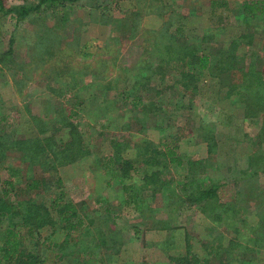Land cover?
<instances>
[{
  "label": "rangeland",
  "instance_id": "obj_1",
  "mask_svg": "<svg viewBox=\"0 0 264 264\" xmlns=\"http://www.w3.org/2000/svg\"><path fill=\"white\" fill-rule=\"evenodd\" d=\"M37 2L4 0L5 8ZM252 3L256 17L245 8ZM40 10L18 22L0 11V197L9 179L15 191L4 197L8 204L27 200L48 208L62 195L83 219L106 206L126 216L120 189L126 183L139 190L136 233L143 248L149 239L154 264L187 254L191 264H242V258L264 264V89L257 90L263 101L256 104L238 70L264 77V0H73ZM233 41L235 59L224 60ZM186 49L201 50L213 64L181 74L177 59ZM167 53L174 60L162 64ZM227 61L236 69H221ZM72 128L80 146L67 147L76 152L72 160L57 161L53 151L72 142ZM38 129L44 131L38 135ZM46 136L54 146L45 154L24 155L12 145ZM168 148L179 164L163 158ZM150 158L156 162L146 164ZM122 160L132 163L125 183ZM190 164L195 172L188 173ZM186 177L194 178L193 187L219 185L209 215L230 204L239 213L212 221L197 205L178 202ZM33 181L38 186L27 188ZM56 211L49 212L55 225L48 230L60 231L64 219ZM133 226H124L126 236ZM235 237L230 255L219 257L214 245L227 246ZM40 254L52 260L53 251Z\"/></svg>",
  "mask_w": 264,
  "mask_h": 264
},
{
  "label": "trees",
  "instance_id": "obj_2",
  "mask_svg": "<svg viewBox=\"0 0 264 264\" xmlns=\"http://www.w3.org/2000/svg\"><path fill=\"white\" fill-rule=\"evenodd\" d=\"M73 1V0H38L37 4L32 5V4H21V5H16V6H10L8 8H5L4 0H0V11L2 14H5L9 16L10 19L14 20L15 22L25 20L27 16L32 13H40L43 10H40L41 5H44L45 9H53L54 7H64L67 5L68 2ZM245 8H248L250 10L251 15L253 17H256V4H245ZM244 37V36H243ZM232 47L230 46V51L224 55V60H234V46L237 44L235 41L232 42ZM166 48L165 50H167ZM184 58L179 57L180 64H182L181 68V74L188 73V74H197L200 73L202 69L207 68L208 66L212 65L213 62L210 59V56L208 54H204L201 50L199 49H186L184 52ZM174 58L172 54H165L160 57V61H162V64H170V62H173ZM194 65L197 66V68H194ZM235 62H223L220 64L221 69H227V70H235ZM238 70L241 71L243 83L248 82L246 84L247 89H253L254 92L246 91V95L253 96L257 98L255 99L256 104H262V99H261V94L258 93L257 90L264 89V77L260 75L259 72H250V70H244L242 67H239ZM250 75L251 78L249 77ZM232 85V84H231ZM233 89L235 93H237V85L233 83ZM243 88V86L241 85ZM232 88V87H231ZM241 89L238 92V95L242 97L245 93ZM249 92V93H248ZM261 101V102H259ZM136 103V102H135ZM74 127V126H73ZM71 130L72 134V142H68L67 145L65 146L66 148H63L59 151L54 150V157L58 161L59 159H69L72 160L76 154V152L72 151L73 148L68 149L67 147L71 146L73 142L75 143L76 146V151L77 147L80 146V142L78 141L79 138L76 136H73V130ZM2 129H0V151L1 153L3 152V149L5 147L4 141H3V136L1 135ZM43 129H38V135L39 132H43ZM30 141L26 140H16L12 141L13 143L18 147L20 151H22L25 154H28L32 152L31 155H40L41 152L45 154V150H52V147L54 146V139L53 137H44L43 139H37L34 138ZM30 142V143H29ZM77 142V144H76ZM115 144L116 150H118L117 146L118 144L116 141L113 142ZM33 146V151L31 150V146ZM165 158L166 156L169 157L170 161H176L178 164L180 163L179 159L175 158L174 156V151L168 148L166 152H164ZM118 155L116 154V158L118 159ZM148 158V157H145ZM199 159V158H198ZM196 159V160H198ZM146 164L150 163H155V159H146ZM161 162V161H160ZM122 166L120 168V175L125 179L124 183L131 178L129 174V169L131 166V161L130 160H122ZM165 164V163H164ZM163 164V165H164ZM195 165L190 164V168L188 169V173L195 172L194 171ZM155 174V173H154ZM154 174H149L146 177V183L150 185L153 182ZM253 172L249 174L250 176L252 175L253 177ZM251 177V178H252ZM4 185L9 187L8 189L4 188L2 189V197H0V264H37L38 261L41 259L38 257L36 254H31V253H25L24 248L22 245V239L23 235L21 233L22 228L26 229L27 235L33 236V234L36 232L37 229L45 226V225H55V218L50 216L51 210H57L56 212L58 213V216L63 218L62 224L58 226L59 229H67L69 233H73L79 230V228L82 226L83 222L80 223V216H77V212L73 207H70L67 205V203L63 202V197L62 195H56L51 203L50 207L46 208L42 205L35 204L31 201H25V200H17L15 203H10L8 204L5 200L4 197L8 195L10 191L14 192L15 191V184H13L12 180H4L3 181ZM38 182L33 181L30 184H27V188L33 189L35 188ZM194 178H189L186 177L184 178L182 182V193L183 196L182 198H179L178 202L181 203H186L191 205H197L198 209L204 213L209 219L212 221H216L215 219L219 220H224L226 217L231 216V218L234 217L235 214L239 213L240 209H237L236 204H230L227 205L223 208V210L218 211L217 213H214L212 215L208 214V209H211L209 204H211V200L215 201L217 199V190L219 188V185H212L208 186L205 188H199L198 185L194 186ZM249 186V185H248ZM193 187V188H192ZM120 189L124 192V198L122 199V205L124 208H127L129 213H132V210L135 211V207H138L137 203V196H138V189H135L133 191L132 187L131 189L127 188V184L125 183L124 185H121ZM250 192V191H247ZM252 192V191H251ZM250 198H254V193L253 195H249ZM137 204V205H136ZM71 205V204H70ZM72 206V205H71ZM179 203L177 206L172 207V211H178L179 210ZM127 210L126 213H127ZM215 211V210H214ZM95 213V212H94ZM138 213V212H136ZM142 214V211L141 213ZM114 210H111L110 207H105L104 210H99L96 212V217L100 219V224L96 225L95 227H90V225L84 226V232L82 234V238L85 239L87 235L90 233L94 234H99L100 236L98 237L97 240L91 241V243L85 248H88L90 250L95 249L97 247L104 245H113V243H117V240L120 239V231L118 230H113L109 226V221L114 220L115 217ZM88 217V215H87ZM211 217V218H210ZM16 218V219H14ZM75 218L76 220L73 221L72 219ZM264 221V212L261 213L260 217ZM3 222L6 223V225L3 227L2 224ZM236 234L235 235H240L239 230H235ZM98 235H96L97 238ZM236 237L233 238V240H229L227 246H223L221 243H217L216 246L214 245V250H217L219 252V257L225 252L226 255H230V251H228V247L232 244H236ZM120 240H118L119 242ZM248 242H251L250 244L254 245V241H252L251 238L247 240ZM121 243H119L120 245ZM247 249V248H246ZM171 264H175L174 262L176 261L177 264H191V261L189 259V254L181 256V257H174L170 256ZM240 263L243 264V258L242 259H237ZM236 260V261H237ZM229 263V262H226ZM225 263V264H226Z\"/></svg>",
  "mask_w": 264,
  "mask_h": 264
},
{
  "label": "crops",
  "instance_id": "obj_3",
  "mask_svg": "<svg viewBox=\"0 0 264 264\" xmlns=\"http://www.w3.org/2000/svg\"><path fill=\"white\" fill-rule=\"evenodd\" d=\"M10 92L12 93V88H10ZM132 211V213L126 214V216L115 215L114 220L109 221V226L114 231H120V235L122 236L120 241L118 242L117 240V243H113V245L102 244V246L90 250L88 248H85V246L89 245L91 241L97 240L100 236L99 234L90 233L85 237V239H83L80 233L81 230L73 233H69L67 229L53 231L45 228V226H49L45 225L43 226L44 228H39V235H35L34 233L33 236H30L28 242L26 241V237L22 232L23 248L31 247L27 246V244H31L34 242V245H32L33 248L28 250L24 249V252L35 254L32 252V250L38 247V253L36 255L41 259L37 264H154V261L151 260L153 256H151L150 254V251L148 249L149 247L146 246V243L149 242V239L147 238V242L145 241L146 243H144L145 246L143 248L142 244L140 243L142 239L139 238V233H136V231H138V228L137 222H135V216H138V214H134V210ZM80 220V223L83 222V226L90 225L91 229L93 226L100 224V219L97 218L96 215H94V211H92V214L89 215V217H86L84 219L81 218ZM126 224H135V226H133V230L135 229V232L130 234V236H126L123 231L125 230L124 226H126ZM44 231L46 232L42 233ZM96 235H98L97 238ZM163 237L165 238L166 243L167 235L165 236V234H163ZM171 237L173 238L172 234ZM119 243L121 244L119 245ZM44 250H47L49 252L53 251L52 260L50 259L49 261H46V258L42 257L40 253ZM163 257L165 256L163 255L162 258L159 257V259H163Z\"/></svg>",
  "mask_w": 264,
  "mask_h": 264
}]
</instances>
